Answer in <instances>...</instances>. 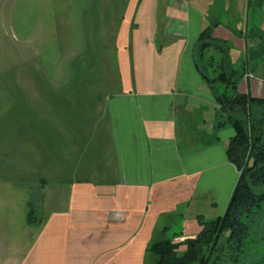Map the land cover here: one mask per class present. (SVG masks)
Instances as JSON below:
<instances>
[{
    "label": "crops",
    "instance_id": "1",
    "mask_svg": "<svg viewBox=\"0 0 264 264\" xmlns=\"http://www.w3.org/2000/svg\"><path fill=\"white\" fill-rule=\"evenodd\" d=\"M200 7L126 0L114 44L120 85L106 103L111 148L97 162L113 178L43 179L35 224L27 212L26 227L0 214V264H151L165 229L181 242L199 233L197 217L224 214L239 173L225 156L233 131L215 129L217 104L191 59L206 25ZM222 26L213 36L240 57ZM259 70L240 92L255 75L262 82Z\"/></svg>",
    "mask_w": 264,
    "mask_h": 264
},
{
    "label": "rangeland",
    "instance_id": "2",
    "mask_svg": "<svg viewBox=\"0 0 264 264\" xmlns=\"http://www.w3.org/2000/svg\"><path fill=\"white\" fill-rule=\"evenodd\" d=\"M195 1L206 25L221 23L244 48L233 41L246 13L256 17L247 0ZM125 2L0 0V214L13 226L26 227L30 208L38 218L43 179L113 178L97 162L111 148L106 103L120 85L114 44ZM244 89L264 96L256 75ZM175 232L166 236L179 242Z\"/></svg>",
    "mask_w": 264,
    "mask_h": 264
},
{
    "label": "trees",
    "instance_id": "3",
    "mask_svg": "<svg viewBox=\"0 0 264 264\" xmlns=\"http://www.w3.org/2000/svg\"><path fill=\"white\" fill-rule=\"evenodd\" d=\"M248 7L255 8L256 17L249 16L246 32L245 25L239 31L244 51L235 61L229 43L213 36L218 22L201 29L191 51L195 69L218 107L215 129L233 131L225 156L239 175L230 201L220 217H197L200 230L194 238L174 242L165 229L149 248L151 264H264V96L239 91L243 78L259 69L264 84V0H248ZM35 216L30 208L29 225L37 222Z\"/></svg>",
    "mask_w": 264,
    "mask_h": 264
},
{
    "label": "water",
    "instance_id": "4",
    "mask_svg": "<svg viewBox=\"0 0 264 264\" xmlns=\"http://www.w3.org/2000/svg\"><path fill=\"white\" fill-rule=\"evenodd\" d=\"M247 12H248V0H247ZM246 27H247V13H246V22H245V32H246Z\"/></svg>",
    "mask_w": 264,
    "mask_h": 264
},
{
    "label": "built area",
    "instance_id": "5",
    "mask_svg": "<svg viewBox=\"0 0 264 264\" xmlns=\"http://www.w3.org/2000/svg\"><path fill=\"white\" fill-rule=\"evenodd\" d=\"M247 77V76H246Z\"/></svg>",
    "mask_w": 264,
    "mask_h": 264
}]
</instances>
